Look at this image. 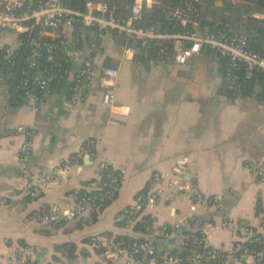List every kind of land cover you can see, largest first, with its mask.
Instances as JSON below:
<instances>
[{
	"label": "crops",
	"instance_id": "crops-1",
	"mask_svg": "<svg viewBox=\"0 0 264 264\" xmlns=\"http://www.w3.org/2000/svg\"><path fill=\"white\" fill-rule=\"evenodd\" d=\"M233 1L240 0H221L222 5L213 0L226 27L244 26L253 42L264 44V9L242 0L246 11L231 19L224 6ZM96 38L95 76L79 100H70L64 82L48 86L42 98L34 87L18 105L0 84V264H110L104 251L116 236H147V229L125 218L136 194L154 172L171 176L186 166L202 194L217 196L219 206H193L178 181L166 178L161 199L142 212L151 225L172 229L168 236L153 237L159 250L177 247L173 225L191 215L199 221H233L231 227L216 225L206 233L207 243L223 250L232 249L250 228L264 234V197L257 175L246 167L264 155L260 85L249 95L230 91L224 58L207 48L185 64L156 69L138 55L126 56L114 33ZM5 41L14 44L16 38L6 35ZM102 66L119 70L113 104L102 100ZM27 141L30 153L21 162L20 149ZM184 155L191 164L182 161ZM101 161L122 173L115 197L93 218L73 213L75 192L102 180ZM54 168L60 169L58 176L47 188L28 193V174Z\"/></svg>",
	"mask_w": 264,
	"mask_h": 264
},
{
	"label": "built area",
	"instance_id": "built-area-1",
	"mask_svg": "<svg viewBox=\"0 0 264 264\" xmlns=\"http://www.w3.org/2000/svg\"><path fill=\"white\" fill-rule=\"evenodd\" d=\"M155 6L161 7L164 19L170 26L159 28L156 25L139 24L144 10ZM201 15V0H178L172 6L163 5L161 0H132L121 8L100 0H85L82 7L74 6L71 0H0V55L11 61L16 51L25 46L30 51L29 66L35 67L37 57L42 52L52 54L59 48L69 62V67H65L63 72L65 83L69 84V98L74 102L82 98L95 76V58L99 44L94 30L98 34L114 33L126 56L141 55L156 69L166 64H185L199 56L203 48H207L225 59L223 75L230 91L236 94L243 92L238 81L240 73L246 78H252L255 74L262 78L260 84L254 85L253 93L259 84L258 98L264 106V54L250 47V33L246 27L242 26L238 30L220 28L218 20H214L211 25L202 24ZM6 35L15 37L16 43L5 41ZM151 44H155L152 54L148 53L152 49ZM80 59L82 61L79 63ZM47 60L53 61V57L49 55ZM50 69L51 67L42 68L32 80L27 74L23 75L18 79V90L23 89L28 93V88L33 84L44 93L49 81L58 77ZM22 73L25 74L26 71L23 70ZM9 74L8 72L5 77L0 73L1 85ZM98 74L103 87L102 100L106 104H113L119 70L102 66ZM4 93L9 94L8 89L5 88ZM30 148L29 141L21 146V162L30 153ZM182 161L191 164L187 155L182 157ZM246 167L257 175L258 187L262 190L260 196L264 197V155L256 163L247 162ZM99 168L106 173L107 179L86 187L82 195H78L76 191L77 200L73 213L90 215L97 210L98 201L115 197L122 173L105 161L100 162ZM189 169L186 166L184 170L171 176L154 172L146 187L136 194L133 203L125 210L126 220L135 223L147 205H153L161 199L164 192L163 181L166 178L178 181L176 186L184 191L193 206L199 202L219 206L217 196L206 198L202 194L190 179ZM59 170L54 168L49 172L38 173V176L28 174L32 180L28 193L37 194L58 176ZM43 218L47 220L49 216L44 215ZM194 219L197 220L194 215L180 217L173 225L179 239L177 247L190 250L185 259L171 253L172 250L163 252L155 246L153 237L168 236L170 231L167 226L158 228L154 225L147 228V236L143 240L135 239L127 245L111 241L106 246L104 256L110 260V264H149L151 261L157 264H206L211 260L228 264L244 262L248 258H251L252 264H264V234L250 228L244 237L237 238L232 249L223 250L209 245L206 233L216 225L231 227L233 221L225 218L217 223L213 220H197L194 223ZM196 231L200 234H196ZM246 242H256L259 246L251 248ZM199 246L209 250L200 251L197 248Z\"/></svg>",
	"mask_w": 264,
	"mask_h": 264
},
{
	"label": "trees",
	"instance_id": "trees-1",
	"mask_svg": "<svg viewBox=\"0 0 264 264\" xmlns=\"http://www.w3.org/2000/svg\"><path fill=\"white\" fill-rule=\"evenodd\" d=\"M108 3L109 5H116L117 7L121 8L125 5H128L132 2V0H100ZM178 0H161L163 5L165 6H172L177 3ZM247 2H253L256 4V6L264 9V0H245ZM72 4L76 7H82L85 0H71ZM208 7L206 10V14L203 17L201 15V23L202 24H209L211 25L214 20L220 21V28H226V18L220 15V12L216 10V8L212 7L213 0H208ZM215 15V16H214ZM140 25H156L159 28L168 27L170 26L168 22L164 19L163 12L160 6H155L151 9H146L143 12L142 20L139 22ZM179 28V27H178ZM247 29V28H246ZM248 30V29H247ZM264 30V28H263ZM249 32V30H248ZM98 31L94 30V36L97 41V35ZM250 33V32H249ZM249 45L252 49L264 54V44L263 43H255L252 41V37L250 36V42ZM152 48L148 51V53L153 52L155 48V44H151ZM51 55L53 57V61L47 60V57ZM30 56V51L27 47L21 46L16 53L12 56L11 61H7V59H4L0 55V73H2L5 77L7 73L9 72V76L5 78V82L2 83L6 89H8L11 101L15 104H21L23 101V95L25 94V91L23 89L18 90V79L21 78L23 75H28L29 79L32 80L33 76L42 68L44 67H51V71L58 74V77L54 80H50L48 83V86H56L59 84L60 86L64 84V68L69 67V62L65 60V56L63 52L58 48L55 51H53L52 54H47L46 52H42L40 56L37 57V65L35 67H30L28 63V58ZM142 60L148 61L147 58H144L141 55H138ZM225 60V59H224ZM25 70L26 73H22V71ZM61 76V77H60ZM259 79V80H258ZM239 84L241 85L242 93L241 94H252L253 93V87L257 83L262 82V78L258 76V74H255L252 78H246L242 73L239 75ZM35 87V91L38 94L40 98L43 97V92H41L35 85L31 84L28 88L29 90H32ZM48 88V87H47ZM257 96L259 97V92H257ZM102 179H107L106 173L102 172ZM85 191V188L80 189L78 191V195H82ZM113 199V198H112ZM112 199H108L105 201H98V208L96 211L92 212L90 216L93 218L96 212L100 210L101 208L105 207L107 204H109ZM197 221L194 219V223ZM136 227L141 228L142 230H146L149 226H151V219L147 215H141L140 219L136 222ZM168 230L171 232L172 229L168 227ZM185 233H188V231H185ZM196 234H200L199 231H196ZM143 240V238H136V237H129V236H116L113 240L114 243L121 244V245H127L133 240ZM247 246H250L251 248H257L259 246L256 242H246ZM200 251H207L209 249H205L202 246L197 247ZM171 253L176 254L180 257H183L184 259L188 256L190 253V250H187L185 248H174ZM26 264H33V263H26ZM206 264H220L219 260H211L206 262Z\"/></svg>",
	"mask_w": 264,
	"mask_h": 264
},
{
	"label": "rangeland",
	"instance_id": "rangeland-1",
	"mask_svg": "<svg viewBox=\"0 0 264 264\" xmlns=\"http://www.w3.org/2000/svg\"><path fill=\"white\" fill-rule=\"evenodd\" d=\"M219 1L221 2V0H219ZM220 5H222V2ZM212 7H213V4H212ZM224 8H225V11H228L231 19H237L242 13H244L246 11V4L242 0H240L238 2L233 1V3L231 5H228V6L226 5V6H224ZM164 174H166V173H164ZM31 175L38 176V173L31 174ZM51 182L52 181H50L49 184ZM31 184H32V180H31ZM49 184L46 187L42 188L41 190H44L45 188H47L49 186Z\"/></svg>",
	"mask_w": 264,
	"mask_h": 264
},
{
	"label": "water",
	"instance_id": "water-1",
	"mask_svg": "<svg viewBox=\"0 0 264 264\" xmlns=\"http://www.w3.org/2000/svg\"><path fill=\"white\" fill-rule=\"evenodd\" d=\"M201 3H202V16L204 17L206 14L207 7H208V4H207L208 0H201ZM156 241L161 242L163 241V239L156 238Z\"/></svg>",
	"mask_w": 264,
	"mask_h": 264
}]
</instances>
